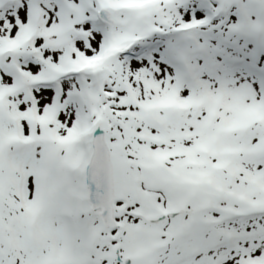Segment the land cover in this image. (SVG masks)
Returning <instances> with one entry per match:
<instances>
[{
  "label": "snow or ice",
  "instance_id": "1",
  "mask_svg": "<svg viewBox=\"0 0 264 264\" xmlns=\"http://www.w3.org/2000/svg\"><path fill=\"white\" fill-rule=\"evenodd\" d=\"M0 264H264V0H0Z\"/></svg>",
  "mask_w": 264,
  "mask_h": 264
}]
</instances>
